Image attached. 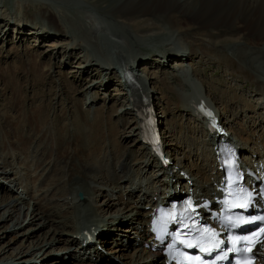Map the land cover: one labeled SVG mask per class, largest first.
<instances>
[{
  "label": "rangeland",
  "instance_id": "rangeland-1",
  "mask_svg": "<svg viewBox=\"0 0 264 264\" xmlns=\"http://www.w3.org/2000/svg\"><path fill=\"white\" fill-rule=\"evenodd\" d=\"M234 14L239 15L237 12ZM261 15L257 22L252 16L247 17L241 25H234L231 24L234 15L229 13L223 15V26L218 23L216 26H207L206 31L192 29L193 31L189 30L184 36L171 33L168 24L165 21L160 22L159 19L163 33L147 37L142 36V33L132 32L127 26L116 22L110 14L84 0H0V194L6 193L12 197L18 195L25 205L29 202L31 207L27 212L28 216H25V206L18 217L20 207L18 205L14 208V216L11 219L4 221L0 218V264H93L95 257L99 258L100 264H133L137 261L146 264V260H134L141 246L139 235L134 233L127 237L125 234L128 230L122 232L120 228L122 230L130 222L128 224L118 222L121 219L124 220L125 217L122 214H130L133 210L134 204L129 202L131 200L125 194V189L131 182H120L122 191L117 189L114 191L117 196L111 197L113 208L103 212L106 219L111 220L110 218L114 217L116 219L106 223L107 227L102 228L96 224L101 230L108 228L107 232L111 233L107 235L100 232L96 239L109 240L103 244L97 240L100 246L99 243H91L90 245H94L95 249L89 252L90 257H87L88 250L85 251L86 253L82 252L83 254L79 253L81 251L78 249L72 250L71 245L73 247L76 241L68 244L53 241L60 236L53 232L54 229L56 231L61 228L65 233H62L60 237L66 238V233L72 231V225L67 223L70 225L60 226L62 211L67 209H61L60 212L52 207L53 203H61V200H57L61 198V195L55 193L54 189L49 190L47 196V198L50 196L57 198L52 199L53 203L44 202L39 197L43 192L38 190L40 182L35 181L34 177H39L40 181L48 178L51 163L46 169L42 167L35 170L32 161L35 142L31 149L28 148L29 158L23 153L25 149L13 153L11 145L16 140L19 143L25 139L24 136L30 132V126L35 124L36 121L32 125L28 124L32 120L28 115H37L36 109L44 107V115H48L49 119L59 115L61 134L70 135L73 142L82 149L90 147L94 155L93 159L103 162L105 176L109 171V175L122 172L119 168L121 162L126 163L125 167L130 169L129 173L137 178H148L150 174H153L151 172L154 165L144 164L145 155L148 152L147 149H142L139 136L134 133V113L127 108L130 105L126 101L127 95H125L122 79L118 76L119 66L113 58L114 46L111 41L117 40L115 37L118 36L124 43L116 48L121 51L122 56H128L133 60L136 56L138 61L133 64L137 69L136 72L142 79L145 78V85L152 92V100L160 118L163 136L164 133L169 135L167 142H170L168 146L171 148L168 152L171 153L169 157H173V162L174 157L177 156L183 158L182 164L184 163L185 166L194 163L197 165L195 167H198L206 163L207 158L211 156L210 147L206 144L208 136H204L203 129L201 130L200 127L204 119L195 115L196 110L189 112L183 107L188 103L190 107L196 106L193 102L197 103V101L192 99L191 95L187 97L188 99L185 98V95L194 91L201 92L207 103L217 113L221 110L219 120L221 115L230 113L227 117L232 118V122L226 117L221 125H228L230 122L234 128L242 126L246 131L244 137H249L245 140L256 138L264 140V62L261 57H255L251 62L241 57L236 51L239 47L248 48V45L243 44L247 42L249 45L263 47L264 52V39L255 35L261 28L264 14ZM183 16L179 15L176 22H185ZM239 16L244 17V11ZM49 18L53 20V23ZM205 22L210 21L205 20ZM32 31L36 33H30ZM41 32L43 34H40ZM252 38L254 41H249ZM186 40L190 42L186 43ZM162 49H172L176 55L160 61L159 55ZM181 49L191 54V57L186 56V59L182 61L186 65L181 67L184 69L177 67L180 62L174 60L180 56V53L177 55V51ZM111 61L115 62L113 70L110 69ZM142 67L146 70H142ZM175 76H179L186 84L183 87L184 90L175 81ZM188 76L192 78L188 80ZM138 79L141 81L140 78ZM164 79L168 81V84ZM170 97L178 98V101L183 102H173L169 99ZM236 107L242 110L240 112L234 110ZM232 115L237 116L232 117ZM199 119L201 122L198 121ZM33 127L38 128L35 125ZM52 131L53 129L51 134ZM76 131L81 134L79 139H75L73 135ZM234 135L233 132L230 134L232 142L240 143V136ZM62 137L64 136L61 135ZM164 140L166 142V139ZM44 143H46L45 148L50 147L46 141H43ZM113 144L116 146L112 147ZM22 145L26 146L24 141ZM186 145L192 149L191 153ZM248 145L251 147L253 143L248 142ZM8 149L11 154L4 159L1 154ZM61 149L63 152L64 147ZM128 150L134 153L133 158L128 157L130 152ZM247 154L250 152L247 151ZM77 155L84 160L81 153L75 154ZM3 162H10L11 165L8 166L9 163ZM112 163L116 168L108 169L107 166ZM60 166H63V162ZM157 168L158 166L155 168L156 171ZM4 170L6 173L2 174L1 171ZM16 170L23 174V178L26 175L21 186L13 180ZM181 170L185 171L186 168L183 167ZM19 173L16 175L18 176ZM196 178L200 179L198 175ZM196 178L191 176V180L194 179L193 182L197 180ZM151 183L149 189L151 186L158 185V183L153 184V180ZM131 185L135 186L132 183ZM105 189L102 190L104 194L107 193ZM130 189L133 192L136 190L135 187ZM78 192L84 196L82 189L79 188L76 194ZM121 193L123 199H119ZM136 197L134 196L135 199ZM67 198L70 199L71 196ZM94 198L95 200L98 198L99 203L105 199L103 196L96 195ZM125 199L130 204L126 203ZM34 201L39 204L33 205ZM32 205L35 206V213L30 215ZM97 209L99 211V208ZM138 211L141 213L139 209ZM140 213L135 215L136 218H142ZM82 217L83 221L87 219L85 214ZM128 218L126 217L127 220ZM42 221L45 225H42ZM110 223L113 224L110 225ZM112 226L120 228L116 229ZM130 230L135 232L133 229ZM132 232L129 234L131 235ZM113 235L117 238L112 239ZM73 239H76V234ZM117 240L121 242L115 243ZM44 241L48 242L45 247L42 245ZM124 244L126 246L123 248ZM36 245L41 246L42 250L33 249ZM33 250L40 252L28 253ZM71 252L76 253L77 256L74 257ZM121 253L126 255V258L120 257ZM104 254L110 259H106Z\"/></svg>",
  "mask_w": 264,
  "mask_h": 264
},
{
  "label": "bare ground",
  "instance_id": "bare-ground-1",
  "mask_svg": "<svg viewBox=\"0 0 264 264\" xmlns=\"http://www.w3.org/2000/svg\"><path fill=\"white\" fill-rule=\"evenodd\" d=\"M84 1L89 2L90 4L94 5L95 7H97L99 9L103 10L104 12L110 14V16L116 22H118L124 26H127L132 32H134L136 34L142 33V36H147V37H154L158 34L163 33V32H161V30H162L161 25H160L161 21H165L168 24V26H169L168 29L171 31V33L176 34L178 36H182V35L184 36V34L186 35V33H188V31L192 30V29H194L195 31L199 30V29L201 31H203V30L207 29V26L208 27L216 26V24H218V23H220L223 26L224 25V23L222 22L223 15H227L229 13L234 15L233 21L231 22V24H234V25H239V24L241 25V23L245 22L244 20L247 17H252V16L256 19V22H257V20H260V18L262 16L261 14H264V0H102V1H100V0H84ZM243 11L245 13V16L240 17L239 15ZM236 12L239 13V15H237V14L235 15L234 13H236ZM43 13H44V11H43ZM192 13H193V15H192ZM179 15H184L182 18L185 20V22H181V23L176 22V19ZM194 15H195V17L196 16L197 17L195 18ZM157 17H158V20L156 21ZM218 17H220V18H218ZM49 19L53 23V20L51 18H49ZM159 19H160V22H159ZM205 20L210 21V22L214 21V23L210 24V22H205ZM240 20H242V21H240ZM260 27L261 28L258 29V31H256L255 35L261 36L262 39H264V16H263V20L261 22ZM36 32H38V31L36 30ZM36 32L32 31L30 33H36ZM40 34H43V33L41 32ZM116 36H118V35H116ZM118 37H115L117 40L113 39L111 41L113 43L112 46H114V48L120 47L124 43V41ZM253 39L254 38H252L249 41L252 42V41H254ZM189 42L190 41L186 40V43H189ZM125 44L128 45V42L125 41ZM243 44L248 45L249 47L248 48H243V47L236 48L237 53L239 52L241 57L243 56L244 58H247L251 62H253V59L255 57H261L263 59L262 61L264 62L263 47H257L255 45H249L247 42H243ZM179 53H180V56L179 57L177 56L176 58H174V60H177L180 62L177 67L181 68V67L186 66L182 62L183 59H186V56L191 57V54L187 53L183 49L178 50L177 55ZM174 55H176V52H174V50L162 49V52L159 55V58H160V61L161 60L165 61L170 56H174ZM117 56H118L117 66H119L118 68L121 67L123 71L124 70H131L133 73L135 72V75L141 79V81L138 80L139 85L136 88H130V95L132 96L133 101L129 102V100H128L129 96L126 97L127 104L131 105L130 110H131V112L133 111L134 117H135V120H133L134 124H135L133 126V130H134V133L139 136L140 125H139V122L137 120V109L141 105V97L143 95L147 99L152 101V97H153L152 92H151V90H148V88L146 87L145 78L142 79L141 75L136 72L137 69L133 65L138 61V60H136V56H134L135 58L132 56L134 58V60H133L128 56H124V55L122 56L121 51H119ZM119 56L120 57L122 56V57L119 58ZM129 58L131 59V61ZM114 63L115 62L111 61V68L109 67L111 70L115 69ZM103 65H105V64H103ZM172 68H174V66H172ZM181 69H184V68H181ZM142 70H146V69L143 68ZM118 76L120 78V75H118ZM164 81L166 82V84H168V81L166 79H164ZM164 81H163V83H164ZM175 81H177L178 85L181 86L182 88L186 86V84L182 81V79L179 76H175ZM175 89H174V91H175ZM183 90H184V88H183ZM125 92H126L125 95H127L126 89H125ZM187 97H190V96L185 95V98H187ZM169 99L171 100L172 98L170 97ZM177 99L178 98L172 99V101L177 102V103L183 102V101H178ZM193 104H197V103L193 102ZM183 107H184V109L188 110L189 112H192V111L194 112V110H196V107L195 106L190 107L189 103L186 105L184 104ZM44 110H45L44 107L43 108L38 107L36 109L37 115H28V116H30V119H32V120H30L31 122L28 124L32 125L34 123V121H36L34 125L38 126V128L33 127L34 125L30 126L29 134L27 136H24L25 139H23L21 142L19 141V143L16 140L15 143H13L11 145V150L13 151V153H17V151H19V150L22 151L23 149H25L23 151V153L26 155L27 158H29L28 148L31 149L32 144L35 142V145H33L35 148H34V151H32L33 152V155H32L33 160L32 161L34 162V165H35L34 169L37 170V169H41L42 167H45V169H46L47 166L50 167V163H51V170H50V175H48V178H46L44 180H42L43 179L42 178L41 179L42 181H40L39 177H34V178H35V181L40 182L39 183L40 187L38 188V190L40 192H43V194L39 197H40V199H43L44 202H50V204H51V203H53L52 199H57L54 197L52 198V196H50V195H49L50 197L47 198L49 190L54 189L55 193H58L59 196L61 195V198L57 199V200H61V203H58V202L53 203L52 207L54 208L55 211L58 210L60 212L62 211L61 209H67V210L62 211V215L60 216V220H59V223L61 225L60 224L59 225L61 227L63 225V227H64V226L71 224L72 225V228H71L72 231L66 233V235H67L66 238H62L60 236L62 235V233H65V232L62 231V229L58 225V227L60 229H57L56 231L54 229L53 232L60 234V236L57 237L56 239L54 238L53 241H55V242L60 241V242H63L65 244L76 241L77 243L73 244V247L71 245V248L73 251L78 249V251H81L79 253H82V252L84 253L88 249V253L86 254V256L90 257L89 252L90 253L93 252V249H95V246L90 245L91 242L88 239L87 240L85 239V235H87V234H85V233L83 234L81 232V230L83 228H87L91 231L101 230L97 225H100L102 228L107 227L108 225H105L106 223L112 222L114 219H116V217L110 218L111 220L106 219L105 214L103 212L110 211L113 208V204L111 202V200H112L111 197L117 194L116 192H114L117 189L120 190V192L122 191L121 186H120V182H122V181H126L127 183L131 182L132 184H135V186H134V185H131V183H130V185L128 184L127 188L125 189V194H126V196H128L127 198L131 200L129 202H132V204H134L133 210L131 211L132 213L122 214L125 217L124 220L121 219V221H118L119 223L124 222L127 224H128V222H130V224L127 225L126 227H124L122 230L119 227L120 225L116 226V227L115 226H112V227H114L116 229L120 228V231H122V232H125L123 230H128V233L125 234L127 237L134 235V233L136 235H139L140 236L139 238L141 239V241H140L141 244L147 240L148 226H146V224H147V222L150 221L152 214H153V209L156 205V199H154V196L161 194L162 190H163L162 193L163 194L165 193L164 190L167 187V182H165V177L167 176L168 172L170 170H172L173 167H175L177 165L178 170L171 177H177V180H179V181L183 178V175L179 173V168L181 169V168L185 167L187 172L190 174V176L191 175L192 176H194V175L199 176L200 175V178H202V181H196L195 186H194L195 188H193L195 191H197L196 192L197 195H200V196L203 195V196L209 197L210 199H213V195H215L218 192L217 191V185L219 183V177L215 176V172L213 171L214 169L217 168V163H215V157L212 154L213 136H211L210 139L208 138V140H207L208 143L206 142L207 144L211 145V149H210L211 157H210L208 164L206 163L204 165L195 167V166H197L196 164L189 163V164H187L188 166H185L184 163L182 164L183 158L175 156L174 157L175 163L173 164L174 166L172 165V166H169L168 168H163L162 166H160L159 161L156 160L155 156L151 153V151L146 146L141 144L142 149L143 150L147 149V152H148L145 155V160H144L145 163L144 164L146 166L147 165H154V167L152 169L153 172H151L153 174H150V176L148 178H146V177H144V178L138 177L137 178L136 176H132L133 174L129 173L130 169L125 167L126 163L121 162V166L119 168L122 170V172H119V174H117V172H114L113 174H110L111 177H109L110 171L107 172V176L104 175L105 166L103 165V162L101 160H99L97 162L93 159L94 155L90 151L89 146L87 147V149H84V148L82 149L81 146H79L77 143L73 142V140L70 138V135L61 134V132L59 130V119H58L59 115H54L52 118L49 119L48 115H44ZM195 115L200 116V115H198V113H195ZM232 116H236V115H232ZM34 118L36 120H34ZM223 121L224 120L220 119L218 122L221 125ZM202 123H203V125H202ZM202 123H201V127L203 128L205 135H207L208 133H207V129L205 127L204 121ZM230 124L231 123L229 122L228 126L227 125H224V126H227L228 129L230 130V132H234L235 134H237V136H240L241 143H239L240 145H238V149H237L239 153H242L245 155V152L250 151V154H252L251 156H253V154L256 153V155H258L259 157H264V143L263 142L261 143V141H259L258 139L245 140V138H249V137L248 136L244 137L243 131H242L243 129H240V128L234 129V127ZM60 127L62 128V126H60ZM230 127H232V128H230ZM52 129H53V131H52L53 133L51 134ZM225 130H227V129H225ZM235 130H237V131H235ZM221 134L222 133L219 134V137H221ZM61 135H63L64 137L61 138ZM73 135H74L75 139L76 138L79 139L81 136V134L78 131H76ZM163 137H165L164 139H166V142L164 143L165 144L164 148H165V152L167 153V156H168L169 154H171V153H169L171 146L170 147L168 146V145H170L169 144L170 142H167V137H169V135L167 136L164 133ZM139 140H140V137H139ZM23 141H24V144H26V146L22 145ZM43 141H46L50 145V147L45 148L44 146L46 145V143L43 144ZM248 142H252L253 146L249 147ZM115 144H113L111 146L113 147ZM61 147H64L63 152H65V153L62 152ZM122 148L124 149V147H121V149ZM187 148H189V147L187 146ZM192 148H194V147H192ZM115 149H116V147H115ZM245 149H247V150H245ZM128 151H130V150H128ZM191 151H192V149L189 148V153H191ZM125 152H127V150ZM77 153L78 154L81 153V156L84 160H82L79 155L75 156V154H77ZM8 154L9 155L11 154L9 149L4 150V152L1 155L5 159ZM133 155H134V153L130 151L128 157L133 158ZM125 159H127V158H125ZM252 159L249 158V163H251V164H253ZM62 162H63V166H60V163H62ZM3 163L4 164L9 163L8 166L11 165L10 162H7V163L3 162ZM263 163H264V161H263ZM157 166H158L157 171H159V172H157L155 169ZM107 167H108V169H110L112 167H115V164L112 163V164L108 165ZM187 167H189V168L187 169ZM119 168H117V169H119ZM140 170H142V169H140ZM209 170H211V172H209ZM58 172L61 173V174H59L60 176L57 174ZM1 173L5 174L6 170L1 171ZM16 173H19L18 170L15 171V177L13 180L16 182V184L21 186V185H23L22 184L23 180L26 179V175L23 178V174L19 173V175L17 176ZM67 176H68V178L66 179ZM59 177H61V178H59ZM151 180H153V184L154 183L155 184L160 183V186L164 185L163 188H157L156 186H151L149 189V186L152 185ZM114 183H116L117 185H112ZM110 186H112V187H110ZM103 187H108L109 189H105ZM130 187H135L136 190H134V192L135 191L136 192L134 193L133 191H131ZM143 187H147V188L145 190L144 189L142 190L141 188H143ZM79 188L82 189V191L84 192V196H83L84 201L79 200L80 198L78 196V193L76 194V192ZM103 189H105L107 191L106 194L103 193V191H102ZM138 190L140 192H137ZM199 190H205V191H203V193H199ZM113 192H114V194H113ZM51 193H52V191H51ZM97 193H99V194H97ZM137 193H138V195H137ZM5 194H2V195L0 194V211H3V212H0V218L1 219H3L4 221L7 219H11L12 216H14L13 215L14 208L17 207L18 205H20L18 217L20 215L21 210L24 209L25 206H26L25 216H28L27 212L31 208L29 202L25 205V203L23 202V199L21 197H19L18 195H16V197H12L11 195H7V194L5 195ZM62 195H64V197H62ZM93 195H94V197H95V195L97 197L103 196V197H105V199L102 201V203H99V200H97L98 198L95 200ZM55 196H57V195H55ZM68 196H71V198L68 199L67 198ZM134 196H137L138 198L136 197V199H135ZM119 199H123L122 193L120 194ZM36 201H38V200H36ZM36 201L33 202V205H35L37 203ZM125 201H126V203H129L128 200L125 199ZM145 201H146V203H145ZM118 202L120 203V201H118ZM37 204H39V203H37ZM146 204H150V207L147 210H142V208L146 207ZM97 208H99V211H97L98 210ZM34 209H35V206L32 207V210L30 211V215H33V213H35ZM138 209L141 211V213L138 211ZM68 210L70 212H68ZM88 211H91V213H88ZM101 213H103V214H101ZM117 213L121 214V212L120 213L117 212ZM139 213L142 216V218H139V217L136 218L135 215H137ZM83 214H85V218H87L84 221L82 220ZM126 217H129L128 220L126 219ZM17 222H18V220H17ZM21 222H23V220H21ZM28 222H30V220ZM67 223H70V224H67ZM138 223H140V226H138ZM112 224L113 223H110V225H112ZM42 225H45V222L42 221ZM112 227H110V228H112ZM107 229L108 228L102 229L100 232H103L104 234H107V235L111 234V233L107 232ZM130 229L135 230V232H132V230H130ZM105 232H107V233H105ZM129 232H132L131 235L129 234ZM74 234H76L75 240L73 239ZM116 238H117V236L113 235L112 239H116ZM119 239H121V238H119ZM97 240L103 244L104 242H107L109 239L100 240V238H99ZM53 241L50 242V245L53 243ZM98 241H95L94 243H97V244L99 243V246H100V242H98ZM127 241H128V238H127ZM44 242L45 243L42 244V245H44L43 247H45L48 244V242H46V241H44ZM117 242H121V240L115 241V243H117ZM130 242H132L131 239H130ZM125 246L126 245L124 244L123 248ZM33 249L41 251L42 247L39 245H36V246H33ZM138 249H139L137 252L138 254H136V258H134V260L135 259L146 260V264H160L159 263L160 260L158 259L159 255H160L159 252L151 251L150 248L144 247L143 245H141ZM40 251H37V252H40ZM70 251H71V249H70ZM114 251H116V250H114ZM37 252H35L33 250V251L28 252V253L31 254V253H37ZM143 252L146 254L144 255ZM71 253L74 255V257L77 256L76 253H73V252H71ZM119 255L122 258H126V255H124L122 253ZM79 256L80 255L78 254V257ZM104 256H105V254H104ZM128 257H129V255H128ZM80 258H82V257H80ZM105 258L108 260L110 259V257H106V256H105ZM260 260L264 263V258H260ZM94 262L95 263H93V264H100L101 263V261H99V258L96 259V257H95ZM137 262L139 264H143L142 261H137ZM136 263H133V264H136ZM127 264H130V263H127Z\"/></svg>",
  "mask_w": 264,
  "mask_h": 264
},
{
  "label": "snow or ice",
  "instance_id": "snow-or-ice-1",
  "mask_svg": "<svg viewBox=\"0 0 264 264\" xmlns=\"http://www.w3.org/2000/svg\"><path fill=\"white\" fill-rule=\"evenodd\" d=\"M262 219H264V218H262ZM205 231H207V229H205ZM189 246H191V245H189ZM201 251H204V249H203V248H201Z\"/></svg>",
  "mask_w": 264,
  "mask_h": 264
},
{
  "label": "water",
  "instance_id": "water-1",
  "mask_svg": "<svg viewBox=\"0 0 264 264\" xmlns=\"http://www.w3.org/2000/svg\"><path fill=\"white\" fill-rule=\"evenodd\" d=\"M79 196H81V194H79Z\"/></svg>",
  "mask_w": 264,
  "mask_h": 264
}]
</instances>
